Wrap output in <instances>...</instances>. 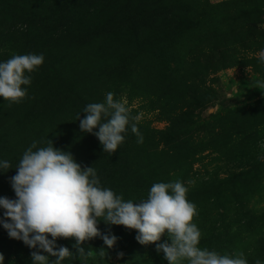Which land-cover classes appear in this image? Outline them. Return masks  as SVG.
<instances>
[{"label": "rangeland", "instance_id": "374dc122", "mask_svg": "<svg viewBox=\"0 0 264 264\" xmlns=\"http://www.w3.org/2000/svg\"><path fill=\"white\" fill-rule=\"evenodd\" d=\"M262 48L264 0H0V60L44 56L22 85L24 98L0 97V160L9 163L0 196L16 198L14 167L33 141L39 148L50 140L123 200L180 181L196 206L198 247L264 261ZM108 92L136 118L142 143L126 126L109 153L80 130L78 114ZM97 227L116 242L82 241L91 253L84 264H168L155 247L170 243L166 232L142 245L135 229ZM56 244L74 254L61 264H81L74 238ZM32 251L0 227L4 264H31Z\"/></svg>", "mask_w": 264, "mask_h": 264}, {"label": "clouds", "instance_id": "9594fccd", "mask_svg": "<svg viewBox=\"0 0 264 264\" xmlns=\"http://www.w3.org/2000/svg\"><path fill=\"white\" fill-rule=\"evenodd\" d=\"M264 63V48L258 53ZM44 60L43 54H13L0 60V97L10 102L24 98L30 84L28 73L35 71ZM264 87V85H262ZM79 118V128L97 137L103 151L114 153L124 140L126 126L136 135L137 143L143 137L138 132L135 117L113 93L105 94L103 102L87 104ZM96 129V131H93ZM35 149V150H33ZM10 185L15 199L0 196L3 216L0 227L10 238L22 241L29 249L31 264H61L73 257L67 247H57V238L72 237L75 256L84 264L91 256L81 246L82 241L99 236L111 248L117 237L101 235L97 224L122 225L136 230L135 239L142 245L159 241L167 233L169 242L155 245L163 252L168 264H247L243 254L229 256L198 247L201 233L192 218L197 214L194 203L186 199V187L180 182H157L148 190L147 198L138 202L123 200L110 188L102 187L95 169L81 168L68 151L48 146L36 147V142L25 149ZM9 169V163L0 160V172ZM103 217L102 220L98 218ZM50 235L51 239L48 238ZM49 257H55L50 260ZM0 264L4 257L0 254ZM255 264H264L256 260Z\"/></svg>", "mask_w": 264, "mask_h": 264}]
</instances>
